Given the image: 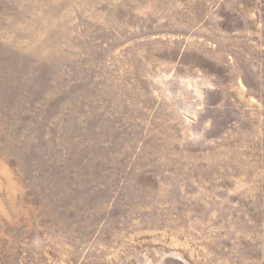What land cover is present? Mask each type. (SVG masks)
Instances as JSON below:
<instances>
[{
    "label": "rangeland",
    "instance_id": "rangeland-1",
    "mask_svg": "<svg viewBox=\"0 0 264 264\" xmlns=\"http://www.w3.org/2000/svg\"><path fill=\"white\" fill-rule=\"evenodd\" d=\"M0 264H264V0H0Z\"/></svg>",
    "mask_w": 264,
    "mask_h": 264
}]
</instances>
